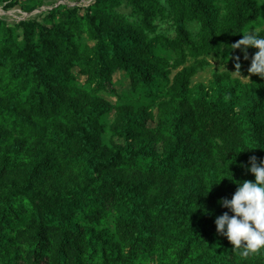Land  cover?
Masks as SVG:
<instances>
[{
  "label": "trees",
  "instance_id": "16d2710c",
  "mask_svg": "<svg viewBox=\"0 0 264 264\" xmlns=\"http://www.w3.org/2000/svg\"><path fill=\"white\" fill-rule=\"evenodd\" d=\"M222 3L94 0L0 19V264H264L215 224L229 211L219 201L255 180L250 158L264 161V77L248 71L258 49H232L262 23L264 0ZM158 16L174 37L157 32ZM211 54L249 82L216 73L213 94H195ZM118 71L149 104L101 95L117 93Z\"/></svg>",
  "mask_w": 264,
  "mask_h": 264
},
{
  "label": "rangeland",
  "instance_id": "374dc122",
  "mask_svg": "<svg viewBox=\"0 0 264 264\" xmlns=\"http://www.w3.org/2000/svg\"><path fill=\"white\" fill-rule=\"evenodd\" d=\"M10 1L12 0H0V8L3 9V13H8V15L6 16L0 15V19L4 20L11 26H17L22 21L33 19L39 20L44 17L48 13V11L53 10L59 5H66L69 8L79 7L82 9L83 12H86L88 7H90L91 3L94 0H42L43 4L37 7H35V5L38 4V2L41 0H17L16 6L9 8L7 5ZM160 1L163 5H167V0ZM217 1L219 4H223V0ZM119 9L122 12L126 13L131 21H136L138 20V18H140L139 15L136 14L134 10L126 4L121 5ZM155 22L158 24V33H165L171 37H174L176 35L175 25L171 19H162L160 16H158ZM189 28L193 31L194 34H196L200 29V24L197 22H191L189 23ZM261 29H264V18L262 20V23L254 24L249 28L247 32L252 30L259 31ZM21 32L22 31L20 29L19 33ZM84 39L86 40L87 38L85 37ZM159 54L174 58V55L172 53L164 51L163 49L159 50ZM205 59L208 61V65H206L202 69H199L198 73L192 78V87H194L195 89V94H197L199 87L201 85H204L206 90L205 94L209 96L212 95V85L214 81V75L216 73L229 72L233 78H238L243 83L249 82L248 77L243 76L238 71L236 72V70L231 67L223 65L221 63L220 58L215 56L214 54L207 56ZM188 64H195V59L190 58ZM114 78V86L117 89V93H111L105 90L101 92V95L108 99L114 106H118L120 104L125 103H133L138 106H141L142 104L150 103L151 98L147 96L143 91H139L135 95L131 93H126L127 91H129L130 85L126 73L124 71H118ZM153 108L156 112V107ZM114 111L115 110L108 113L106 116V120L109 125L113 122L116 116ZM156 121L157 119L151 121V125H155ZM106 137L107 142H110L112 137L111 133H108ZM109 223L111 224V222ZM144 264H156V262L153 260H149L146 261Z\"/></svg>",
  "mask_w": 264,
  "mask_h": 264
},
{
  "label": "clouds",
  "instance_id": "9594fccd",
  "mask_svg": "<svg viewBox=\"0 0 264 264\" xmlns=\"http://www.w3.org/2000/svg\"><path fill=\"white\" fill-rule=\"evenodd\" d=\"M249 47L258 51L252 58L248 71L264 77V35H258L256 30H252L243 33L242 39L232 45V49L244 52L245 59H248ZM240 67L237 63L238 72ZM248 171L254 174L255 180L238 182L232 198H222L219 201L232 215L226 211L215 219L218 234L226 236L234 250L244 257L264 253V161L257 162L256 157H251Z\"/></svg>",
  "mask_w": 264,
  "mask_h": 264
},
{
  "label": "bare ground",
  "instance_id": "6f19581e",
  "mask_svg": "<svg viewBox=\"0 0 264 264\" xmlns=\"http://www.w3.org/2000/svg\"><path fill=\"white\" fill-rule=\"evenodd\" d=\"M4 11H3V9L2 8H0V15H3V16H6V15H8V13H3Z\"/></svg>",
  "mask_w": 264,
  "mask_h": 264
}]
</instances>
